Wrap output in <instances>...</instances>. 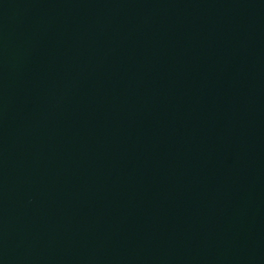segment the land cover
Segmentation results:
<instances>
[{
  "label": "water",
  "instance_id": "water-1",
  "mask_svg": "<svg viewBox=\"0 0 264 264\" xmlns=\"http://www.w3.org/2000/svg\"><path fill=\"white\" fill-rule=\"evenodd\" d=\"M0 264H264V0H0Z\"/></svg>",
  "mask_w": 264,
  "mask_h": 264
}]
</instances>
